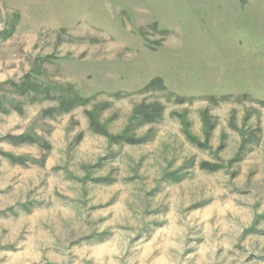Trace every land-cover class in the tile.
<instances>
[{
    "label": "rangeland",
    "instance_id": "rangeland-1",
    "mask_svg": "<svg viewBox=\"0 0 264 264\" xmlns=\"http://www.w3.org/2000/svg\"><path fill=\"white\" fill-rule=\"evenodd\" d=\"M0 264H264V0H0Z\"/></svg>",
    "mask_w": 264,
    "mask_h": 264
},
{
    "label": "trees",
    "instance_id": "trees-1",
    "mask_svg": "<svg viewBox=\"0 0 264 264\" xmlns=\"http://www.w3.org/2000/svg\"><path fill=\"white\" fill-rule=\"evenodd\" d=\"M14 84H15L14 85L15 90L21 95H24L28 92H31V91H33V89L36 91L41 89L40 83H33L31 81L29 83V86H25L24 83L18 84L16 82H14ZM45 87L46 88H44V89L47 90V86H45ZM47 95H49V91H47ZM50 95H51V93H50ZM73 96L74 97H72V95L62 96V100H60V106L61 105L64 106V108H66L67 111H69L77 104L83 106V104H87L90 101L89 98L83 97V95L80 96L79 94L74 93ZM87 113H89V117H91V123H92L93 128H96L97 130H101L102 128H101L98 120H93V117H92L93 113L92 112H87ZM124 137L130 138L129 136H126V135L122 136V138H124ZM9 138L14 139L18 143L26 142V139H27L26 136L23 134L19 135V136H7L6 137V139H9Z\"/></svg>",
    "mask_w": 264,
    "mask_h": 264
}]
</instances>
